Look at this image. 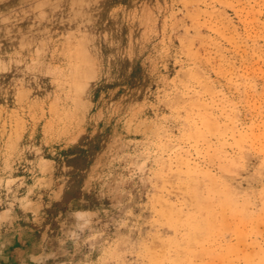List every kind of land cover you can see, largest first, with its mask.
Here are the masks:
<instances>
[{"label":"rangeland","instance_id":"374dc122","mask_svg":"<svg viewBox=\"0 0 264 264\" xmlns=\"http://www.w3.org/2000/svg\"><path fill=\"white\" fill-rule=\"evenodd\" d=\"M0 264H264V0H0Z\"/></svg>","mask_w":264,"mask_h":264}]
</instances>
